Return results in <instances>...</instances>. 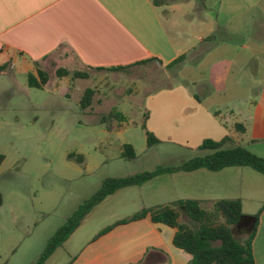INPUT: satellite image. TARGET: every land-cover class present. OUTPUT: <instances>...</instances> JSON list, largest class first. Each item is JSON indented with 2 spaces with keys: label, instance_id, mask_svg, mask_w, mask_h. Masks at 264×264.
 I'll use <instances>...</instances> for the list:
<instances>
[{
  "label": "rangeland",
  "instance_id": "rangeland-1",
  "mask_svg": "<svg viewBox=\"0 0 264 264\" xmlns=\"http://www.w3.org/2000/svg\"><path fill=\"white\" fill-rule=\"evenodd\" d=\"M249 67L232 68L228 89L215 90L204 104L251 110L260 86L250 79L254 70ZM40 68L50 79L43 87H30L28 74L9 66L0 71V153L4 155L0 164V264H35L49 239L105 178L176 167L210 153L181 147L169 138L161 140L151 130L160 142L150 146L143 129L150 111L147 95L181 81L196 89L193 81L206 77L199 69L189 65L182 69L179 64L164 69L155 64L123 70L84 68L88 77L83 80L73 77L78 71L74 69L57 88L62 78L57 70L63 67L50 61ZM36 69L34 65L35 73ZM255 72L258 81L264 82V68ZM88 88L95 93L91 104L83 108L81 99ZM125 144L134 147L135 158L123 156ZM129 193L122 191L94 207L72 237L73 245L63 243L45 264H66L99 229L133 213L142 201L168 203L205 195L241 198L243 213L256 215L264 205V175L248 166L216 172L177 171L159 175L142 193ZM182 220L188 217L184 214ZM242 224L235 229L238 238L251 229V224Z\"/></svg>",
  "mask_w": 264,
  "mask_h": 264
},
{
  "label": "crops",
  "instance_id": "crops-1",
  "mask_svg": "<svg viewBox=\"0 0 264 264\" xmlns=\"http://www.w3.org/2000/svg\"><path fill=\"white\" fill-rule=\"evenodd\" d=\"M145 60L149 61L138 63ZM50 61L69 71L193 66L206 76L199 82L192 80L196 89L181 81L147 95L149 130L184 148L231 135L264 157V82L254 74L255 69L264 68V0H0V65L28 74L36 62ZM240 65L254 70L250 79L260 86L252 109L243 112L235 106L205 105L215 90L228 89L227 77ZM67 79L62 77L56 87ZM236 123H242L245 131H237ZM153 179L121 188L105 199L122 191L142 193ZM194 199L205 204L221 198ZM168 203L142 201L133 213L99 229L66 264H191L192 255L174 244L177 229L150 216L116 225L96 237L117 220ZM89 214L65 242L73 245L72 237ZM253 251L255 264H264V210Z\"/></svg>",
  "mask_w": 264,
  "mask_h": 264
},
{
  "label": "trees",
  "instance_id": "trees-1",
  "mask_svg": "<svg viewBox=\"0 0 264 264\" xmlns=\"http://www.w3.org/2000/svg\"><path fill=\"white\" fill-rule=\"evenodd\" d=\"M181 59V57L178 58L170 66L175 65ZM148 61L145 60L138 63H146ZM35 66L37 67L36 73L34 71L28 72V84L30 87H43L49 81V74L40 68L38 62L35 63ZM6 67H8L7 64H1L0 71H4ZM130 67L132 66H121L109 68V70L127 69ZM69 74L71 72L66 68L57 70L59 77ZM72 75L76 78L88 77V73L84 71H74ZM94 93L95 90L93 88L86 89L81 99L83 108L91 104ZM145 117H148L147 113ZM143 129L147 135L148 145L151 146L160 142V139L147 128L145 122L143 123ZM235 129L239 132H244L245 126L242 123H236ZM198 148L209 150L210 153L195 156L176 167H158L151 171H143L125 177L105 178L101 187L89 199L85 200L49 239L46 248L35 264H45L48 258L58 247L63 245L92 209L107 196L121 188L142 185L163 173L198 169L216 172L228 167L248 166L264 175V157L252 152L231 135H226L220 140L204 139ZM122 154L129 159L136 156L134 147L131 144L124 145ZM79 159L82 161L83 156H79ZM3 160L4 155L0 153V164ZM2 204L3 194L0 190V206ZM263 210L264 205L256 215H245L242 211V201L239 198L212 200L208 206L199 199H178L165 205L143 208L129 217L117 220L102 229L96 237L106 233L116 225L150 216L152 221L156 223H164L177 229L174 236V244L192 255L191 264H255L253 240L256 235L260 214ZM184 214L188 217V221L182 220ZM247 218L254 220V224H251V229L244 238H238L235 234V229L243 225V221ZM151 255L153 254L151 253L149 256L151 257Z\"/></svg>",
  "mask_w": 264,
  "mask_h": 264
},
{
  "label": "flooded vegetation",
  "instance_id": "flooded-vegetation-1",
  "mask_svg": "<svg viewBox=\"0 0 264 264\" xmlns=\"http://www.w3.org/2000/svg\"><path fill=\"white\" fill-rule=\"evenodd\" d=\"M244 224H252V220L247 218L243 221Z\"/></svg>",
  "mask_w": 264,
  "mask_h": 264
}]
</instances>
